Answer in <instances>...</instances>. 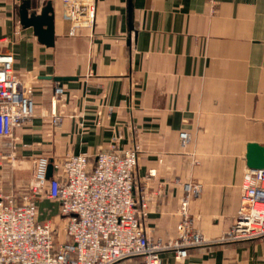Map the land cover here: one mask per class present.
<instances>
[{"label": "crops", "instance_id": "obj_1", "mask_svg": "<svg viewBox=\"0 0 264 264\" xmlns=\"http://www.w3.org/2000/svg\"><path fill=\"white\" fill-rule=\"evenodd\" d=\"M31 1L52 2L53 47L19 24L20 0H0V50L34 87L35 115L15 131L26 145L17 154L94 162L100 150L137 146L134 194L149 198L147 232L174 237L183 185L196 183L200 194L187 209L193 226L219 239L238 209L246 145L264 146V0H95L93 28L74 32L61 0ZM44 76L70 78L61 99ZM51 113L63 115L59 129ZM21 176L0 167V190L19 194L28 184ZM55 207L40 201L39 219L56 217ZM161 264H264V241L193 248L181 263L165 251Z\"/></svg>", "mask_w": 264, "mask_h": 264}, {"label": "built area", "instance_id": "obj_2", "mask_svg": "<svg viewBox=\"0 0 264 264\" xmlns=\"http://www.w3.org/2000/svg\"><path fill=\"white\" fill-rule=\"evenodd\" d=\"M216 0H208L213 6ZM64 19L71 32L93 28L95 0H61ZM14 56L0 50V167L28 175L25 190H0V264H161V254L172 251L181 263L193 248L249 240L264 241V169H248L240 183L239 204L227 231L214 241L197 231L188 213L189 199L200 194L196 183L183 185L177 214L180 220L174 237L151 236L145 226L149 198L139 191L135 178L138 148L98 151L95 161L86 155L50 159L19 156L17 128L35 115L34 87L13 68ZM54 98L64 96L62 85L54 87ZM47 116V115H45ZM53 129L62 125L63 115H49ZM185 146L188 133L180 132ZM51 165V177H47ZM54 202L56 217L39 219L38 204Z\"/></svg>", "mask_w": 264, "mask_h": 264}, {"label": "water", "instance_id": "obj_3", "mask_svg": "<svg viewBox=\"0 0 264 264\" xmlns=\"http://www.w3.org/2000/svg\"><path fill=\"white\" fill-rule=\"evenodd\" d=\"M129 18L131 19V5L128 7ZM19 24L23 28H31L38 43L53 47L54 45V9L51 1H46L39 6L31 0H20L17 10ZM58 85L63 81L70 80L67 77L44 76ZM246 167L248 169H264V146L258 143H247L246 145ZM52 167L49 165L47 177H51Z\"/></svg>", "mask_w": 264, "mask_h": 264}, {"label": "rangeland", "instance_id": "obj_4", "mask_svg": "<svg viewBox=\"0 0 264 264\" xmlns=\"http://www.w3.org/2000/svg\"><path fill=\"white\" fill-rule=\"evenodd\" d=\"M21 177H25V178L29 179L28 175H26V174H25V175H22ZM48 201H49V200H48ZM51 202H52V201H51ZM55 208H57V212H58V207H57V205H56ZM55 210H56V209H54V211L52 212L53 214H54ZM46 213L49 214V211H47ZM39 216H40V215H39Z\"/></svg>", "mask_w": 264, "mask_h": 264}]
</instances>
